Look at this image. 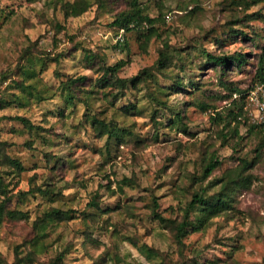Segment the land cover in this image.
Masks as SVG:
<instances>
[{"label": "clouds", "instance_id": "1", "mask_svg": "<svg viewBox=\"0 0 264 264\" xmlns=\"http://www.w3.org/2000/svg\"><path fill=\"white\" fill-rule=\"evenodd\" d=\"M0 264H264V0H0Z\"/></svg>", "mask_w": 264, "mask_h": 264}]
</instances>
